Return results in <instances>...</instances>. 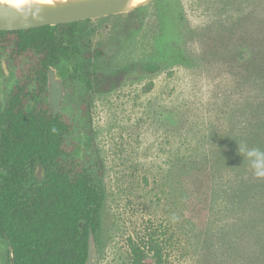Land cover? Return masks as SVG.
Instances as JSON below:
<instances>
[{
	"label": "rangeland",
	"instance_id": "374dc122",
	"mask_svg": "<svg viewBox=\"0 0 264 264\" xmlns=\"http://www.w3.org/2000/svg\"><path fill=\"white\" fill-rule=\"evenodd\" d=\"M225 1L151 0L76 21L77 51L58 65L70 75L60 112L73 125L67 148L101 195L98 264H133L129 240L149 233L166 264H264V222L224 207L215 190L233 174L212 165L220 137H239L247 116L260 124L247 104L264 98L253 79L264 66V10ZM30 63L0 42V112ZM87 70L109 79L90 94V125L78 106ZM6 255L0 238V264Z\"/></svg>",
	"mask_w": 264,
	"mask_h": 264
},
{
	"label": "trees",
	"instance_id": "16d2710c",
	"mask_svg": "<svg viewBox=\"0 0 264 264\" xmlns=\"http://www.w3.org/2000/svg\"><path fill=\"white\" fill-rule=\"evenodd\" d=\"M225 3L230 8L241 5V10L258 4L264 10V0ZM76 24H58V38L51 25L0 30V42L11 54L31 58V68L18 77L0 112V238L7 245L6 264H85L90 228L98 241L101 195L88 166L67 148L73 125L63 113L53 114L47 100V69H58L61 58L77 51ZM262 56L255 58L258 67L264 65ZM59 72L69 89L70 75ZM253 74L264 85V66L259 75ZM82 78L87 91L78 106L90 125V94L107 89L109 79L93 70L82 72ZM247 106L253 117L260 110V124L246 125L255 119L247 116L239 137H220L224 139L213 149L212 165L215 173L227 168L233 172L224 186L215 188L224 207L254 215L258 223L264 222V98L256 95ZM129 241L133 264H143L149 255L154 264H166L164 245L154 234Z\"/></svg>",
	"mask_w": 264,
	"mask_h": 264
},
{
	"label": "water",
	"instance_id": "95a60500",
	"mask_svg": "<svg viewBox=\"0 0 264 264\" xmlns=\"http://www.w3.org/2000/svg\"><path fill=\"white\" fill-rule=\"evenodd\" d=\"M151 0H54L50 3L27 0L23 4L0 2V30H24L44 25H58L129 12ZM3 69L7 73L4 64ZM47 100L53 114H58L65 87L56 67L47 69ZM40 178V170L38 171ZM80 226L82 223L80 222ZM85 264H98V248L93 230L88 232Z\"/></svg>",
	"mask_w": 264,
	"mask_h": 264
},
{
	"label": "bare ground",
	"instance_id": "6f19581e",
	"mask_svg": "<svg viewBox=\"0 0 264 264\" xmlns=\"http://www.w3.org/2000/svg\"><path fill=\"white\" fill-rule=\"evenodd\" d=\"M27 0H0L2 3H7V4H23ZM36 2H45V3H50L54 0H33ZM135 2L142 1V0H134Z\"/></svg>",
	"mask_w": 264,
	"mask_h": 264
},
{
	"label": "flooded vegetation",
	"instance_id": "af4514ba",
	"mask_svg": "<svg viewBox=\"0 0 264 264\" xmlns=\"http://www.w3.org/2000/svg\"><path fill=\"white\" fill-rule=\"evenodd\" d=\"M61 74V73H60ZM62 76V75H61ZM63 79V78H62Z\"/></svg>",
	"mask_w": 264,
	"mask_h": 264
}]
</instances>
